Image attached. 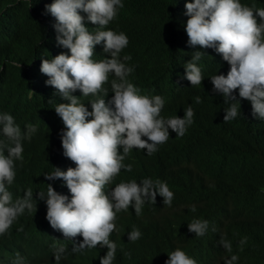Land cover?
Wrapping results in <instances>:
<instances>
[{"label": "clouds", "instance_id": "9594fccd", "mask_svg": "<svg viewBox=\"0 0 264 264\" xmlns=\"http://www.w3.org/2000/svg\"><path fill=\"white\" fill-rule=\"evenodd\" d=\"M123 7V0L45 5L43 14L55 20L56 45L68 50H49L39 69L60 97L48 101L56 105L55 137L42 138L59 161L42 183L34 175L15 180L23 141L37 127L22 130L10 113L0 112V264H218L189 240H200L208 255L217 256L205 238L207 220L184 225L176 236L189 235L190 247L167 254L164 230H151L157 206H171L174 193L166 174L148 171L146 157L169 140V130L183 137L194 110L189 105L182 118H166L165 99L142 95L129 81L135 67L124 62L130 56H120L128 37L107 28ZM184 7L188 19H179L176 28L183 79L191 86L207 83L222 96L229 105L224 121L241 116V99L250 102L255 119L264 120V0H191ZM202 66L209 67V76ZM246 239L234 226L224 231L221 244L231 251ZM249 246L253 256L264 248V237L252 236ZM238 259L232 255L225 264Z\"/></svg>", "mask_w": 264, "mask_h": 264}, {"label": "trees", "instance_id": "16d2710c", "mask_svg": "<svg viewBox=\"0 0 264 264\" xmlns=\"http://www.w3.org/2000/svg\"><path fill=\"white\" fill-rule=\"evenodd\" d=\"M186 2L191 0H123L124 7L107 26L127 35L129 43L120 56H130L124 62L135 67L128 79L140 94L165 99L161 115L182 118L189 105L194 110L193 123L183 137L169 130V140L146 157L148 171L166 174L165 182L174 193L171 206L159 204L149 224L151 230H164L165 254L175 247L188 248L191 242L213 263L225 264L236 255L235 264H264V248L250 256L249 246L252 236L264 237V120L255 119L250 102L241 99V116L224 121L223 111L229 105L222 96L212 93L207 83L191 86L183 79L176 28L179 19L181 23L188 19ZM51 3L0 0V112L10 113L22 130L29 124L37 127L32 138L23 141V160L16 165L15 180L22 182L34 175L42 183L43 175L59 161L57 153H48L42 144L44 136L55 137L54 103L60 97L45 83L48 77L39 70L41 57L49 58L54 49L68 52L56 45L54 18L43 14ZM88 27L97 30L91 23ZM202 68L209 76V67ZM234 94L239 99L238 89ZM112 95L109 92L105 99ZM193 219L208 221L205 238L217 256L208 255L200 240L185 233L184 238L176 236ZM234 226L238 236L247 239L229 251L221 240Z\"/></svg>", "mask_w": 264, "mask_h": 264}, {"label": "bare ground", "instance_id": "6f19581e", "mask_svg": "<svg viewBox=\"0 0 264 264\" xmlns=\"http://www.w3.org/2000/svg\"><path fill=\"white\" fill-rule=\"evenodd\" d=\"M100 47V46H99ZM185 237V236H184Z\"/></svg>", "mask_w": 264, "mask_h": 264}]
</instances>
